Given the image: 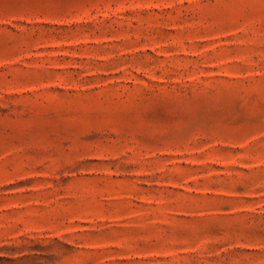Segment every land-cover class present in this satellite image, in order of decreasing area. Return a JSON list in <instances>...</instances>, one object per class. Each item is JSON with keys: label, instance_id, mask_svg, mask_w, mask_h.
I'll return each mask as SVG.
<instances>
[{"label": "rangeland", "instance_id": "374dc122", "mask_svg": "<svg viewBox=\"0 0 264 264\" xmlns=\"http://www.w3.org/2000/svg\"><path fill=\"white\" fill-rule=\"evenodd\" d=\"M0 264H264V0H0Z\"/></svg>", "mask_w": 264, "mask_h": 264}]
</instances>
